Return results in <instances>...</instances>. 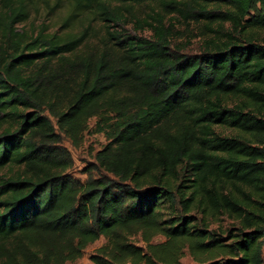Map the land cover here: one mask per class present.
<instances>
[{"label":"trees","instance_id":"1","mask_svg":"<svg viewBox=\"0 0 264 264\" xmlns=\"http://www.w3.org/2000/svg\"><path fill=\"white\" fill-rule=\"evenodd\" d=\"M59 4L55 30L28 27ZM150 7L204 20L199 51ZM261 33L264 0H0V264L100 239L93 264H264ZM91 121L106 144L80 181L62 141Z\"/></svg>","mask_w":264,"mask_h":264},{"label":"rangeland","instance_id":"2","mask_svg":"<svg viewBox=\"0 0 264 264\" xmlns=\"http://www.w3.org/2000/svg\"><path fill=\"white\" fill-rule=\"evenodd\" d=\"M53 6V3L52 5ZM159 15L164 21L166 27H172L173 29V48L182 50L186 54H195L199 51L201 40L198 37L200 32V27L205 23L204 20H200V23H196L192 19H185L182 15L178 13H166L156 7L143 8L139 9V17L147 18V16ZM65 15L64 4H59L55 6L52 10L45 9L43 7L39 8L37 11L34 10L31 13L28 27L35 26H45L51 31L56 29V26L59 24L60 20ZM132 33L135 32L132 25L127 27ZM140 35L149 37L152 35V32L149 29H144L139 32ZM264 40V33L260 34V40ZM93 123L91 121L89 124L88 130L84 134V142L80 148H73L68 140L64 139L62 145L67 148L71 158L73 160V168L70 172L71 176L74 179L80 181H85L87 178L86 172L90 169H93L94 165V155L99 151L105 144L106 139L101 134L93 133ZM92 176H96V173L93 172ZM219 224L227 226L228 221L225 218H221L218 221ZM212 227H215L213 225ZM163 238H155L154 242H161ZM104 243V239H100L96 243L90 245L85 250V253L82 258L78 259L73 263L67 264H93L89 256L95 249L100 247ZM179 264H196L189 255H185Z\"/></svg>","mask_w":264,"mask_h":264}]
</instances>
